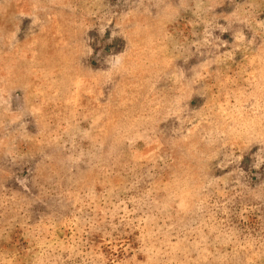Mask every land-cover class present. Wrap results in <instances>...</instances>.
<instances>
[{"label": "rangeland", "instance_id": "374dc122", "mask_svg": "<svg viewBox=\"0 0 264 264\" xmlns=\"http://www.w3.org/2000/svg\"><path fill=\"white\" fill-rule=\"evenodd\" d=\"M0 264H264V0H0Z\"/></svg>", "mask_w": 264, "mask_h": 264}]
</instances>
